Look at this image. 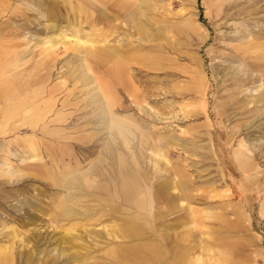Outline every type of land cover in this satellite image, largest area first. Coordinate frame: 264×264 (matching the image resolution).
Segmentation results:
<instances>
[{"label": "rangeland", "instance_id": "1", "mask_svg": "<svg viewBox=\"0 0 264 264\" xmlns=\"http://www.w3.org/2000/svg\"><path fill=\"white\" fill-rule=\"evenodd\" d=\"M262 92L264 0H0V264H264Z\"/></svg>", "mask_w": 264, "mask_h": 264}, {"label": "bare ground", "instance_id": "2", "mask_svg": "<svg viewBox=\"0 0 264 264\" xmlns=\"http://www.w3.org/2000/svg\"><path fill=\"white\" fill-rule=\"evenodd\" d=\"M157 1V0H156ZM138 7H136V9H137ZM143 8V7H142ZM141 10V9H140ZM144 10V9H143ZM143 10H141V12L143 11ZM144 14H145V11H144ZM165 15V14H164ZM143 16V15H142ZM134 17V16H133ZM141 19V18H140ZM147 25V24H146ZM151 29V28H150ZM152 30V29H151ZM155 30V29H154ZM160 30V29H159ZM126 31V30H125ZM152 32V31H151ZM60 35H61V33H60ZM62 36V35H61ZM84 42H86V40L84 41ZM74 58V57H73ZM79 58V57H78ZM74 62H76V61H74ZM73 63V62H72ZM78 64V63H77ZM76 64V65H77ZM110 65H113V66H115V68H114V71L115 72H119L121 69H120V67H119V65H118V61H113ZM83 70V69H82ZM82 72V71H81ZM77 75V74H76ZM83 78L84 77H86V74H85V72L83 71ZM81 78V77H80ZM82 80V79H81ZM88 82V81H87ZM109 93H111L110 91H109ZM107 95V94H106ZM106 97V96H105ZM109 97V96H108ZM107 97V98H108ZM253 97V96H252ZM259 97L260 98H262V99H264V92H262V93H260L259 94ZM97 98H100V97H97ZM97 101V100H96ZM117 102V101H116ZM115 102V103H116ZM99 104V103H98ZM262 104V103H261ZM33 105V104H32ZM100 105V104H99ZM102 105V104H101ZM100 105V106H101ZM239 105H241V104H239ZM108 108H109V106H108ZM50 109V108H49ZM261 111V110H260ZM104 112V111H103ZM36 113V112H35ZM43 115V114H42ZM195 115V114H194ZM23 118V117H22ZM114 122V121H113ZM113 125V124H112ZM116 129H118V134H119V136L121 135H124L123 134V132H122V130H120L119 128H116ZM113 131V130H112ZM129 133V132H128ZM112 135V134H111ZM110 135V136H111ZM114 135V134H113ZM128 135H130V134H128ZM109 136V135H108ZM124 138V137H123ZM109 139H110V137H109ZM109 141V140H108ZM124 141H126V140H124ZM126 144H128V143H126ZM126 146V145H125ZM262 147V146H261ZM106 148V147H105ZM107 149V148H106ZM262 149H264V147H262ZM262 151V150H261ZM260 151V152H261ZM108 153V152H107ZM112 153V152H111ZM262 154H264V153H262ZM112 155V154H111ZM87 171V170H86ZM75 176V175H74ZM69 179V178H68ZM126 184L130 187V190L132 191L133 189H134V186H133V183H132V181L131 180H129V181H127L126 182ZM69 186V185H68ZM69 189V188H68ZM70 189H72V188H70ZM70 192H71V190H70ZM68 194V193H67ZM135 199V198H134ZM67 200V199H66ZM63 211L65 212V214L66 215H69V214H74L75 213V206L72 204V203H70L69 202V199H68V202L67 203H64V205H63ZM76 214V213H75ZM136 223V222H135ZM55 248V247H54ZM54 252V251H53ZM57 252V251H56ZM40 253V252H39ZM67 253V252H66ZM66 256V255H65ZM27 257V256H26ZM78 257V256H77ZM70 258V257H69ZM76 258V257H75ZM11 259V258H10ZM67 259V258H66ZM72 259V258H71ZM79 259V258H78ZM74 260V259H73Z\"/></svg>", "mask_w": 264, "mask_h": 264}, {"label": "crops", "instance_id": "3", "mask_svg": "<svg viewBox=\"0 0 264 264\" xmlns=\"http://www.w3.org/2000/svg\"><path fill=\"white\" fill-rule=\"evenodd\" d=\"M5 101H6V99H5ZM36 106H37V104L35 105L34 101H30V102H27L25 104V108L23 107V110H26V111H29V110L33 111L34 110V111H36L37 110ZM31 113H34V112H31ZM32 116L35 117V119H36V116L34 114ZM27 118H30V117H27Z\"/></svg>", "mask_w": 264, "mask_h": 264}]
</instances>
